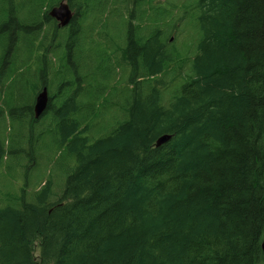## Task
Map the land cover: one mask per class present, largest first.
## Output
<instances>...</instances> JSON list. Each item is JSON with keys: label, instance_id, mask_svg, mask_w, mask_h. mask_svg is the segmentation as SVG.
I'll return each instance as SVG.
<instances>
[{"label": "trees", "instance_id": "obj_1", "mask_svg": "<svg viewBox=\"0 0 264 264\" xmlns=\"http://www.w3.org/2000/svg\"><path fill=\"white\" fill-rule=\"evenodd\" d=\"M61 1L0 0V168L31 158L32 187L0 206V264H264V0L185 4L202 32L187 73L159 26L127 31L130 62H113V40L79 26L103 24L108 0H70L91 4L70 30L49 13ZM151 9L153 23L170 17ZM44 87L50 123L36 131L27 99ZM47 130L60 139L48 165L69 160L58 194L29 153Z\"/></svg>", "mask_w": 264, "mask_h": 264}, {"label": "rangeland", "instance_id": "obj_2", "mask_svg": "<svg viewBox=\"0 0 264 264\" xmlns=\"http://www.w3.org/2000/svg\"><path fill=\"white\" fill-rule=\"evenodd\" d=\"M116 1V4L113 5L111 3L108 8L107 12L102 14L103 16V24L102 22H98L96 19H93V17H86L85 21L83 22V29L86 30L85 34L95 38V39H101L105 37V19L106 16H110L111 20H115L116 23L120 22V25L111 26L109 28V31L113 33V35L117 36L119 41H126V36L123 34V27L121 22H123L122 18H127V16L130 13V10L132 8V2L133 0H111L110 2ZM194 0H152L147 6L148 13H145L143 21H137L136 19H133V22L137 25H142V33L145 35L149 34L150 32H154L155 27L159 26L161 30L164 33V41H167L168 48L170 49H177L179 50L182 55H190V59H188V65L185 67V72L187 73L190 71V66L193 58L198 53V44L202 37V32L197 26L198 20L193 18H190L188 14L185 13L184 5L188 4V2L192 3ZM109 2V3H110ZM152 6L156 9L161 10L163 7L164 9L168 10L170 13V17L164 19L161 21V24H156L151 21L152 16L155 15L153 13V10L151 9ZM76 10V8H75ZM116 13H120L121 15H118V17H113ZM139 13H137L138 17ZM100 16V15H99ZM101 17V16H100ZM102 18V17H101ZM53 19V18H52ZM54 20V19H53ZM197 20V22H196ZM179 23V27L175 24ZM52 59H54V56H50ZM123 74L117 73V80H120L122 83L125 81V78L122 76ZM52 79V77H50ZM57 83L55 82L54 85V92H56V86ZM174 89V88H172ZM170 95V91L166 93V96ZM29 105H32L33 103L31 98H28ZM36 103V101H35ZM34 103V106H35ZM110 111V110H109ZM22 115L24 116L26 111H21ZM35 112V111H34ZM46 110L44 113L37 118L36 125L34 128H36V131H41V129L50 123L49 118L44 117ZM118 114L116 115V119L122 120L123 118H120L119 116H122V114L119 111H116ZM124 115V114H123ZM28 119L34 120L36 116L31 117L30 114L27 116ZM26 118V119H27ZM34 118V119H33ZM125 118V117H124ZM114 120V115L107 117L105 122L100 121L101 124H107L112 123ZM30 127L26 126L23 127L22 130H19V124L16 122V132L15 134L19 135L21 132V140L22 142H28L27 138L30 133ZM38 133L36 132L35 135ZM59 138H55L53 136V133L50 131H45V133L40 136V138L32 141V148L30 149L29 153L30 155H34L35 153L41 151V165L39 169L37 170V178L41 179L42 177H53L52 179V190L55 191L56 194H58L62 187H63V173H61V176H57L59 174L60 170H63V165L68 162L69 160L66 159L63 162V165L61 162L58 163L57 166L54 167V164L48 165L49 159L55 157V149L54 145L55 143L59 142ZM21 152L25 153V150L28 149L27 144H21ZM63 153L65 157H68L67 147L63 146V150L59 152ZM26 154V153H25ZM21 155V153H20ZM19 155V158L14 157L11 158V161L9 163V170L11 173H9L7 170L4 172V166L6 162L3 164V166L0 168V206L5 207L10 204H16L15 199L16 196L21 193V189H28L31 191L32 187L30 186L28 181L26 180V170L27 166L30 164L31 158H26L21 166H18L19 159H21V156ZM7 165V164H6ZM4 169V170H2ZM3 172H2V171ZM35 178V177H34ZM16 206V205H15Z\"/></svg>", "mask_w": 264, "mask_h": 264}, {"label": "flooded vegetation", "instance_id": "obj_3", "mask_svg": "<svg viewBox=\"0 0 264 264\" xmlns=\"http://www.w3.org/2000/svg\"><path fill=\"white\" fill-rule=\"evenodd\" d=\"M69 1L70 0H62L60 3H58V4L53 6V7H58L63 2L68 4V6H69V8H70V10L72 11V14H73V17H72V19H70L71 21L69 22V24L66 25V26H61L57 19H55L53 17L52 18L57 22L58 27H63L65 29L67 28V29L70 30L73 27H75L76 24H78V22H80L81 18L83 19V17L81 16L82 13H83L82 11L87 9V8H89L91 4L89 6L88 5L86 6L85 1H83V6H81L80 10L78 11L77 9L75 10L76 7L72 6ZM110 1L111 0H108V2L103 5L104 6L103 11L105 12V14L107 12L108 6L111 3H113V5L116 4V1H114V2L113 1L110 2ZM121 1H124V0H121ZM149 3H150L149 0H133V2L131 4L132 8L130 10L129 15L127 16L128 19L122 18L123 22H121V24L125 23V25L124 26L122 25V27H123V34H124V36H126V38H127V31H133L135 27H138L139 28L138 30L140 32H143L142 31V25H137L136 23L133 22V19L137 20L138 18L141 17L142 18L141 20L143 21L145 13H148L147 6H148ZM97 7L99 9L100 2H98ZM51 9H53V8H51ZM137 13H139L138 17H137ZM99 15L102 17L101 13H99ZM118 15H121V14L120 13H116L113 17L114 18L118 17ZM106 17L107 18L105 19V25H104V27H105V30H104L105 31V37L108 38L109 40L112 39L113 41H107L105 38H103L104 42L101 40L103 42V43L101 42V44H104L107 47L108 53H109L108 55H110V58H112L113 62H115V63H117V62H121V63L122 62H128L129 63L130 61H123V59H122V49L123 48L124 49L128 48V42L127 41H119L121 38L118 39L117 36L113 35L112 31L111 32L109 31V28L111 26L115 27L116 25H120V22L116 23V25H115V20L114 21L111 20L110 16H106ZM84 21H85V19L83 20V22ZM83 22H81L79 26H80V29L82 31H86V30L83 29ZM113 49H115L116 51H113ZM126 53H127V51H126ZM124 65L127 66L128 64H124ZM125 95L127 96V94H125ZM121 96H123V95H121ZM127 97H129V96H127ZM116 100H117V98H115V100L112 101L115 105L112 108H110V110H112L113 108H115V109L117 108V105L115 103ZM35 101H36V98L34 99V102H33L32 107H31L32 111H30L32 116H33V113H34V116H35V112H34V108H33ZM49 101H50V97H49ZM118 102H119V106H121L122 102H121V100L119 98H118ZM125 105H128V101L127 100L125 102ZM48 108H49V103H48L47 109ZM35 120H37V118H35Z\"/></svg>", "mask_w": 264, "mask_h": 264}, {"label": "water", "instance_id": "obj_4", "mask_svg": "<svg viewBox=\"0 0 264 264\" xmlns=\"http://www.w3.org/2000/svg\"><path fill=\"white\" fill-rule=\"evenodd\" d=\"M52 8L53 9L49 11L51 17L57 19L61 26L68 25L69 22L71 21L70 19H72L73 17L72 11L70 10L68 4L63 2L58 7H52ZM48 102H49L48 88L44 87L38 93L36 97L35 106L33 107L36 118L40 117L44 113V111L47 109ZM170 139H172L171 134H163L157 139L155 145L157 147L162 146L166 144L167 142H169ZM261 248H263V252H264V240H263Z\"/></svg>", "mask_w": 264, "mask_h": 264}]
</instances>
